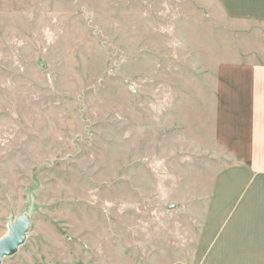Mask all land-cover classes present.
Segmentation results:
<instances>
[{
    "label": "rangeland",
    "instance_id": "1",
    "mask_svg": "<svg viewBox=\"0 0 264 264\" xmlns=\"http://www.w3.org/2000/svg\"><path fill=\"white\" fill-rule=\"evenodd\" d=\"M195 6L0 0V240L29 224L2 264L194 253L221 163L185 113L211 23Z\"/></svg>",
    "mask_w": 264,
    "mask_h": 264
},
{
    "label": "crops",
    "instance_id": "2",
    "mask_svg": "<svg viewBox=\"0 0 264 264\" xmlns=\"http://www.w3.org/2000/svg\"><path fill=\"white\" fill-rule=\"evenodd\" d=\"M194 1L211 23L185 113L191 140L221 163L194 253L169 264H264V0Z\"/></svg>",
    "mask_w": 264,
    "mask_h": 264
},
{
    "label": "water",
    "instance_id": "3",
    "mask_svg": "<svg viewBox=\"0 0 264 264\" xmlns=\"http://www.w3.org/2000/svg\"><path fill=\"white\" fill-rule=\"evenodd\" d=\"M29 224L26 219H21L17 224L11 226L8 236L0 240V264L4 259L15 255L24 244L27 237Z\"/></svg>",
    "mask_w": 264,
    "mask_h": 264
}]
</instances>
